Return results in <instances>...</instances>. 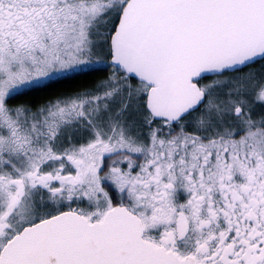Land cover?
<instances>
[{
	"label": "snow or ice",
	"instance_id": "snow-or-ice-1",
	"mask_svg": "<svg viewBox=\"0 0 264 264\" xmlns=\"http://www.w3.org/2000/svg\"><path fill=\"white\" fill-rule=\"evenodd\" d=\"M0 264H264V0H0Z\"/></svg>",
	"mask_w": 264,
	"mask_h": 264
},
{
	"label": "trees",
	"instance_id": "trees-1",
	"mask_svg": "<svg viewBox=\"0 0 264 264\" xmlns=\"http://www.w3.org/2000/svg\"><path fill=\"white\" fill-rule=\"evenodd\" d=\"M91 79L92 78H89V80L74 81V82H71V83L59 85L57 91L71 90V89H74V88H78V87L82 86L83 84L89 82ZM51 94H54V93H52V92H49V93H38V94H35L34 97H28V98H25L24 100H21L19 102H21V103L22 102H26L27 99H32V98L43 99V98H46L48 95H51Z\"/></svg>",
	"mask_w": 264,
	"mask_h": 264
}]
</instances>
